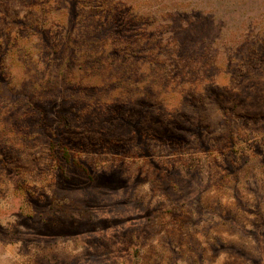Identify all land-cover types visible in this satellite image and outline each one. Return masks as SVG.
Masks as SVG:
<instances>
[{
    "label": "rangeland",
    "instance_id": "1",
    "mask_svg": "<svg viewBox=\"0 0 264 264\" xmlns=\"http://www.w3.org/2000/svg\"><path fill=\"white\" fill-rule=\"evenodd\" d=\"M0 264H264V0H0Z\"/></svg>",
    "mask_w": 264,
    "mask_h": 264
},
{
    "label": "trees",
    "instance_id": "2",
    "mask_svg": "<svg viewBox=\"0 0 264 264\" xmlns=\"http://www.w3.org/2000/svg\"><path fill=\"white\" fill-rule=\"evenodd\" d=\"M120 6H114L111 7V10H113V13H117V8H119ZM128 9V8H127ZM130 11V9H128ZM104 14L105 12L109 13L110 9L109 8H104L101 10ZM107 13L106 16L104 15L105 21L104 22H97V25L99 26H103L104 23H108L110 24L111 22H109L110 20H107ZM187 22V21H186ZM99 23V24H98ZM133 24L136 23L138 24L137 28H143L144 24H146L147 22H144L142 17L138 18L136 16H130L129 17V21H127L126 24ZM180 25H178L179 27ZM258 39V38H256ZM182 41H179L178 39L173 38L172 40L169 39L168 44L170 45H177V47L175 49H173L172 51H170L166 56H172L174 57L176 55V53H179V47L181 45V43L188 41L189 39H181ZM179 41V42H178ZM178 43V44H177ZM139 45V44H136ZM141 45V50L145 49L146 47H148L150 45L149 42L144 41L143 43L140 44ZM152 47H148L147 51L149 52H153L152 48H157L156 50L159 49V47L161 46V42H153L151 43ZM123 49L121 50H117L114 49L113 52L116 53V56H118V52L122 51V52H130V50L128 48L124 49V47H122ZM179 48V49H178ZM253 51V49L251 50ZM99 56H95L93 55L92 57V61L93 62H98L101 61L103 64V61L105 62L106 60L111 59L112 57L109 56L108 54H105L103 49L100 50V53H98ZM131 55L128 54H123V56H121V63L113 65V63L107 65V66H103L100 65L96 70L93 69H86V71L90 72L91 76H94L96 78H99L101 81V83H104V86L109 87L111 86L114 90H120L122 92V94H130L131 91L128 89V85L126 84V79L124 76V72L128 69V67L126 66V62L133 60L135 62V59H130ZM177 57V55H176ZM162 58V59H161ZM167 58L165 59L163 58V53L161 55L159 54H155L153 59L150 60L152 61V67H153V73L150 74L147 77H141L139 83L143 84L141 91L139 93H141L144 96H153V99L157 102H159L160 104H165L167 106H169L170 104H172L171 102H167V98H168V93L174 94V93H178L179 94V98L176 99L177 103L176 105H185L186 104V100H188L190 98V96L193 93L196 92H200V93H204L206 90L204 89V87H202L203 90L198 89L199 87H201V82H197V83H192L191 80H188L187 78H179L180 81L177 83L176 80H174V78L169 77L168 74H170V70L168 72H166L165 69V63L167 62ZM179 60H181V55L178 56ZM142 63L141 66H144L145 62L148 61L147 58H141ZM168 61L171 62L168 58ZM178 63V62H177ZM106 65V64H105ZM129 67L132 66V64H128ZM177 64L175 63L174 66H176ZM179 67V66H178ZM121 68H125L126 70H121ZM92 70V71H90ZM122 72V74L120 73ZM185 70H180L178 72L179 75L184 74ZM202 71H195V73H198L201 75ZM187 74V73H186ZM206 74V72H202V75ZM152 77V78H150ZM174 77H178L177 75H174ZM132 94V93H131ZM167 97V98H166ZM169 99V98H168ZM175 101V99L173 100Z\"/></svg>",
    "mask_w": 264,
    "mask_h": 264
}]
</instances>
